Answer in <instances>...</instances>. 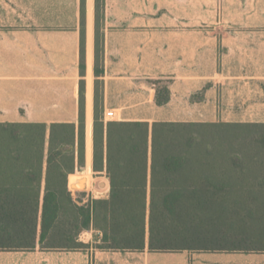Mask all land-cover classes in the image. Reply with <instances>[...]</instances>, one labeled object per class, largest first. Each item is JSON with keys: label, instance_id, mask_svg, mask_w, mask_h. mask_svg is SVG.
I'll return each mask as SVG.
<instances>
[{"label": "crops", "instance_id": "1", "mask_svg": "<svg viewBox=\"0 0 264 264\" xmlns=\"http://www.w3.org/2000/svg\"><path fill=\"white\" fill-rule=\"evenodd\" d=\"M81 1L0 0V123L79 127L83 87L88 169L98 86L104 112L124 121L264 123V0H105L100 75L95 0H86L84 36ZM213 11L250 24L191 22ZM164 78L170 100L159 105ZM88 235L82 249L0 250V264H245L237 250L98 249L102 232Z\"/></svg>", "mask_w": 264, "mask_h": 264}, {"label": "trees", "instance_id": "2", "mask_svg": "<svg viewBox=\"0 0 264 264\" xmlns=\"http://www.w3.org/2000/svg\"><path fill=\"white\" fill-rule=\"evenodd\" d=\"M104 1H95L96 75L102 73L98 67L97 19ZM81 13L84 36L86 0L81 1ZM84 45L82 38V73L85 71ZM98 98L97 89L94 169L99 170L101 164L106 170L111 192L109 198L95 199L88 204L80 205L73 199L68 177L75 170L65 168L70 152L74 160L75 149L84 160L83 87L79 127L72 123H54L49 128L45 123H0V250H34L38 244L46 250L82 249L88 246L79 240V236L92 228L103 232L102 242L106 245L98 246L100 248L191 249L185 240L189 230L180 228L183 214L192 207H203L210 202L221 204L226 197L222 195L223 191L229 194L231 191L227 188L238 177L232 176L231 172L222 176L211 173L214 176L211 178L205 176V169L211 171L215 165L211 161L217 160L210 154L200 155L195 160L184 155L181 148L189 146L187 148L193 149L199 139L196 133L190 132L203 127L223 128L225 137L242 141L241 145L253 152L250 155L253 162H264V123L106 121L98 112ZM169 100L168 86L162 91L158 87L156 102L163 105ZM233 159L238 163L242 160L238 155ZM183 173H197V184L192 182L190 186L202 184L214 190L185 193L180 186ZM44 174L46 187L42 198ZM82 180L71 185L76 187Z\"/></svg>", "mask_w": 264, "mask_h": 264}, {"label": "rangeland", "instance_id": "3", "mask_svg": "<svg viewBox=\"0 0 264 264\" xmlns=\"http://www.w3.org/2000/svg\"><path fill=\"white\" fill-rule=\"evenodd\" d=\"M96 1V0H95ZM105 1L104 5L99 10L97 19L98 25V43H99V58L101 55V31L106 26L105 17ZM200 14V12H198ZM230 13V12H229ZM95 26H96V11H95ZM248 18H237L232 16H223L220 11H213L212 13L191 19V22L197 25H239L250 24ZM173 25H175V19H172ZM74 19L70 17V24H74ZM100 68V60L99 65ZM161 82L159 90H163L167 85L169 79L164 78L158 80ZM99 93V86H98ZM99 99V98H98ZM98 112L100 116L106 121L121 119L106 118L105 112L101 107L99 99ZM117 114V113H116ZM118 115V114H117ZM213 123V122H207ZM190 133H196L199 139L195 142L194 148H187L189 146L181 148L184 155L188 159H196L200 155L210 154V157L215 161H211L214 167L211 171L207 169L204 174L207 177H214L211 173L222 176L223 173L231 172L232 176L238 177V180H233L228 191H223V196H226L221 204L216 202H210L203 207H192L189 212H185L182 217L180 228L188 231V236L185 238L186 245L191 249H221L227 247L228 250H237L245 258V264H264V162H253L251 159L252 151H249L248 147L241 145L242 141L231 140L229 136L225 137L223 128H198ZM241 133H238L240 135ZM187 139V138H186ZM185 139V140H186ZM184 140V142H185ZM91 141V140H90ZM49 150V135L46 142V157L47 160ZM247 152V156H246ZM88 164L91 162V152L89 151ZM238 155L242 158L240 162L234 161V157ZM69 159L66 161V169H74L73 173L79 176H71V184L83 179L75 189L69 190L72 192L73 199L80 205L88 204L95 199H107L110 197V190L106 191L103 186V182H109L110 179L107 176L105 169H102V165L99 164V170L93 168H86V162L79 157L78 149H75V158L73 160V153L68 154ZM71 157V158H70ZM193 160V161H194ZM234 161V162H233ZM152 165V140H150V173ZM90 167V165H89ZM47 171V163L44 165V173ZM46 174L42 182V198L46 187ZM197 173H183V181L180 186L187 194L196 192L197 190H214L206 185L190 186L193 182L197 184ZM214 179V178H212ZM69 181V180H68ZM151 183V181H150ZM151 189V186H149ZM233 191V192H232ZM227 194V195H226ZM237 194V196H236ZM231 197L234 199L232 200ZM99 208L98 213H100ZM90 230H84L79 240L82 241L88 239ZM102 232V231H101ZM99 235V234H98ZM103 235V232H102ZM103 237V236H102ZM95 238L94 242H91L95 248L101 249L98 246L106 245ZM148 238V236H147ZM184 240V239H183ZM98 241V242H97ZM40 246V244H38ZM41 247V246H40ZM61 250V249H53ZM183 250L190 249H178L169 250L171 252H183Z\"/></svg>", "mask_w": 264, "mask_h": 264}, {"label": "built area", "instance_id": "4", "mask_svg": "<svg viewBox=\"0 0 264 264\" xmlns=\"http://www.w3.org/2000/svg\"><path fill=\"white\" fill-rule=\"evenodd\" d=\"M105 117L106 118H116L117 114L113 110H109L105 112Z\"/></svg>", "mask_w": 264, "mask_h": 264}]
</instances>
